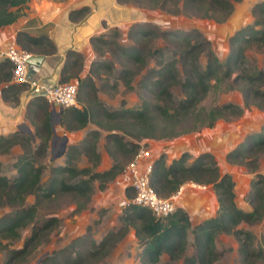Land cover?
Masks as SVG:
<instances>
[{"label": "trees", "instance_id": "obj_1", "mask_svg": "<svg viewBox=\"0 0 264 264\" xmlns=\"http://www.w3.org/2000/svg\"><path fill=\"white\" fill-rule=\"evenodd\" d=\"M29 1L0 0V27L11 25L22 17ZM237 1L118 0L145 9H159L217 23L224 22L231 15ZM88 12V7H82L71 11L69 18L80 20ZM251 14L252 22L229 37L224 64L211 51L209 40L200 31H164L147 21L129 26L127 38L131 44L128 45L119 43L120 33L115 27L105 34L92 36L90 42L99 58L90 62L84 75L81 74L83 55L67 50L58 82L77 83L78 106L64 108L60 121L67 131L81 130L89 123L97 127L86 134L80 149L91 166H72L78 148L69 146L65 152L66 164L50 167L48 181L42 183L43 166L34 156L43 157L47 152L52 135L51 108L45 97L32 98L27 104L26 117L39 139L35 149L33 137L27 133L15 131L0 135V155L8 153L15 145L23 149L14 164L16 176L9 178L0 172V207L12 208L11 213L0 216L3 264H27L36 247L48 242L60 219L50 216L36 221L37 211L45 201L52 196L66 195L73 199L75 212L85 209L93 193V182L99 183L100 190L105 189L133 159L144 140L178 137L202 127H212L219 119L232 121L252 106L264 110V58L260 67L252 69L247 65L248 51L264 52V0L252 6ZM157 38L171 45V58L165 59L161 48L151 47ZM15 41L31 55L50 56L56 52L54 43L44 34L35 36L18 31ZM201 54L206 55L204 68L199 63ZM107 57L110 60L105 61ZM149 58L155 59V67L147 69L137 84L141 105L128 108L122 102L120 108L108 109L98 92L106 89L112 94L117 92V82L106 78L115 69V64L122 66L118 77L126 90H131L132 77L146 67ZM12 69L9 60L0 62V83L5 84L1 95L5 101L18 103L19 95L28 86L11 81ZM220 77L229 80L230 89L239 91L242 104L227 102L206 109L201 102L212 87L211 81ZM175 86H179L183 94L178 100L172 92ZM100 130L106 131L105 150L114 160L112 166L103 171L95 170L100 160L97 150ZM189 158L188 153H182L166 165L164 156L160 155L154 160L150 183L163 198L175 194L186 183L210 185L217 201L214 216L192 226L188 213L181 206L161 219L146 207L128 204L121 208L119 228L109 230L99 241L90 234L76 237L66 246L45 254L40 264H96L109 255L130 228L140 246L141 264H159L162 254L172 260L182 258L184 264H214L223 256L216 246L219 234H230L238 241L241 264H264V249L255 247L256 236L239 227L242 222L252 224L264 219V174L256 173L250 182L248 202L251 210L246 211L235 202L231 175L220 172L211 153L203 152L191 162H188ZM263 158L264 126L258 132L247 134L226 155L228 162L243 165L250 172H255ZM28 195L34 196L32 204L26 203ZM125 195L126 198L131 196L128 190ZM26 228H30V233L22 246L11 247V242L19 240L21 231ZM189 232L193 239V253L187 256L184 254Z\"/></svg>", "mask_w": 264, "mask_h": 264}, {"label": "rangeland", "instance_id": "obj_2", "mask_svg": "<svg viewBox=\"0 0 264 264\" xmlns=\"http://www.w3.org/2000/svg\"><path fill=\"white\" fill-rule=\"evenodd\" d=\"M259 1L262 0H239L235 2L231 15L222 23L189 15L172 14L168 11L159 9H146L149 10L150 13L145 21L155 24L164 31H188L192 29L200 31L203 36L209 40L211 51L216 55L220 62L224 64L229 51V37L242 26L252 22L253 17L251 14V8ZM121 43L123 45L131 44L129 40ZM151 47L161 48L162 51H164L165 59L172 57L171 45L161 38L153 40ZM98 58L99 56L96 55L94 59ZM263 58L264 52L248 51L247 65L252 69L260 67ZM106 60H110V57H107L105 61ZM199 63L204 68L206 64L205 54H201ZM151 67H155V59L153 58H149L146 67L132 77L131 84L133 89L126 90L122 80L118 77L119 70L122 66L115 64V69L112 73L107 75L106 78L109 79L110 82H117V92L112 94L110 89L104 91L100 90L98 92L100 100L110 110L120 108L122 102H124L125 107L138 108L141 105L142 99L138 92L137 84L141 79L142 74ZM222 72L223 69L221 70V73ZM97 84H99V80H97ZM211 84L212 87L201 102V106L210 109L216 105L227 102L242 104L241 94L239 91L229 88V80H224V78L221 79L220 77L217 80H212ZM172 92L176 100L183 96L179 86L173 87ZM50 120L51 125H54L55 128H60L59 131L56 132L58 136H63V131H65L64 133L68 137L65 152L69 146L72 145L78 148L72 166H75L76 168L91 166V163L88 161L87 157L80 152V149L86 134L92 129H97V127L94 124L89 123L81 130L67 131L64 126L60 124L61 121H59V116H57L56 113L53 115L50 113ZM263 126L264 110H259L252 106L246 109L239 118L232 121L219 119L212 127H202L178 137L170 139H154L151 143H147V140L150 139L144 141L147 146L153 149L155 159L160 155L164 156L166 165H169L173 159L179 158L182 153L189 154L190 158L188 162H191L203 152L211 153L220 172L229 173L234 181L235 202L237 206L243 210L249 211L251 210V205L248 202L250 182L256 173L264 174V158L260 160L259 166L255 172H250L243 165L228 162L226 155L230 150L235 148L247 134L258 132ZM52 135L45 156H34L36 162L43 166L44 173L41 179L43 184L48 181L50 167L66 164L65 153L54 160L51 159L59 149L58 143L51 145ZM30 136L34 139L32 145L33 149H35L39 139L35 136V133ZM105 136L106 131L100 130L97 150L100 149L102 154H99V164L95 168L97 171H103L110 168L114 161L105 150ZM127 139L132 141L130 138ZM17 146L20 147V151H18V147L15 150L11 148L8 153L0 155V172L9 178L16 176L17 171L14 164L17 158L23 153L22 147L20 145ZM114 181L109 182L103 190H100L98 188L99 183L94 181L93 193L90 201L88 202L87 207L80 212H75V203L70 196L56 195L45 201L37 211L36 221L40 222L50 216H56L60 219V224L50 233L48 242L40 243L36 247L27 264H39V259L45 254L66 246L76 237L90 234L93 239L99 241L109 230L119 228V217L122 212L121 208L123 207L122 205V207L120 206V203L126 197L125 195L120 194L121 189L118 188L120 186L115 184ZM187 184L188 183L183 185V199L181 200L182 197L180 198L179 206L184 202L185 208L183 205L181 207L188 213L191 225L194 226L197 223L214 216L217 209V201L216 198L215 203L210 202V204L207 203V199H202L201 202L196 201L193 199L195 196ZM207 188L211 189V186L209 185ZM33 202L34 196L28 195L26 197V203L32 204ZM11 212L12 208L10 207H0V216ZM239 227L252 232L256 236L255 247L261 246V248L264 249V219L252 224L242 222L239 224ZM29 233L30 228L22 230L21 238L17 241L11 242V247L19 248L22 246L24 239ZM187 240L188 244L184 255L188 256L193 253L191 245L193 239L191 233ZM4 242L6 241L4 240ZM216 246L223 252V256L214 264H241V256L238 249L239 244L234 236L230 234H219L216 238ZM139 254V243L135 237L134 230L130 228L124 237H122L112 249L109 255L96 264H141ZM3 259L4 254L0 251V264H3ZM159 264L184 263L182 258L172 260L167 254H162L160 256Z\"/></svg>", "mask_w": 264, "mask_h": 264}, {"label": "crops", "instance_id": "obj_3", "mask_svg": "<svg viewBox=\"0 0 264 264\" xmlns=\"http://www.w3.org/2000/svg\"><path fill=\"white\" fill-rule=\"evenodd\" d=\"M82 7L89 8L88 14L80 20H71L69 13ZM149 13V10L139 8L131 3H121L118 0H30L24 6L22 17L11 25L0 27V62L4 60L1 51L7 43L15 39L18 31H25L35 36L47 35L56 49L53 55L44 56L46 59L41 67L35 70L29 69L31 77L46 81L48 84L57 83L67 50H73L83 55L84 62L81 74L84 75L90 62L97 55L90 42L92 36L105 34L110 28L115 27L120 33L119 43L126 42L129 40L127 38L129 26L135 22L145 21ZM129 41L131 42V40ZM4 85L0 83V135H8L15 131L33 135L35 133L34 127L26 117V108L28 102L34 97L31 96L27 88L19 95L18 103L5 101L1 95ZM55 113L58 116L57 112ZM53 128L55 133L60 129L59 127L55 128L54 125ZM64 132L63 135L67 137ZM151 142L153 140H147V143ZM17 147L20 151V147L17 145L13 146L12 149L15 150ZM98 152L102 154L100 149ZM187 185L196 201L201 202L202 199H207V203H215V197L210 188L202 189L193 184ZM118 188L121 189L120 194L125 195L124 190L121 187ZM182 192L177 199L178 206L179 200L183 196ZM182 205L185 208L184 202Z\"/></svg>", "mask_w": 264, "mask_h": 264}, {"label": "built area", "instance_id": "obj_4", "mask_svg": "<svg viewBox=\"0 0 264 264\" xmlns=\"http://www.w3.org/2000/svg\"><path fill=\"white\" fill-rule=\"evenodd\" d=\"M1 54L13 66L11 77L13 83L27 85L31 95L33 93L43 94L39 96L45 97L52 109L59 110V108L78 106L76 99L77 83L75 81L48 84L41 79L29 78L28 59L31 54L19 47L15 39L7 43ZM154 160L153 149L143 141L133 159L125 166L114 182L124 192L128 190L131 194L129 198H125L120 203V206L125 207L128 204H134L146 207L155 216L163 219L173 214L176 210L178 206L177 199L182 192L183 186L168 198L160 197L150 183ZM188 184H193L202 189L207 187L194 183Z\"/></svg>", "mask_w": 264, "mask_h": 264}, {"label": "water", "instance_id": "obj_5", "mask_svg": "<svg viewBox=\"0 0 264 264\" xmlns=\"http://www.w3.org/2000/svg\"><path fill=\"white\" fill-rule=\"evenodd\" d=\"M45 59H46V58H45L43 55H31L30 58L28 59V67H29V69H32V68H33V70H35V69H37L38 67H41V65L44 64ZM29 78H33V77H31L30 74H29ZM34 79H35V78H34ZM44 82H46V81H44ZM46 83H47V82H46ZM39 95H43V94H36V93H33L31 96H32V97H35V96H39ZM62 111H63L62 108H59V110L57 111V114H58L59 118H60V114H61ZM55 112H56V109H52V110L50 111V113H51L52 115H53ZM26 131H28V130H26ZM52 134H53V135H52V139H51V145H52V144H56V143L59 144L58 152H57L55 155H53V156L51 157V159L54 160V159H56V158L62 156V155L65 153L66 146H67V137H66L65 135H63V136H58V135L55 133V130H54V128H53V125H52ZM43 257H44V256H43ZM43 257H42V258H43ZM42 258L39 259V261H38L39 264H40Z\"/></svg>", "mask_w": 264, "mask_h": 264}]
</instances>
